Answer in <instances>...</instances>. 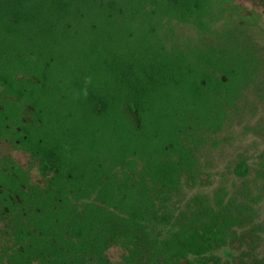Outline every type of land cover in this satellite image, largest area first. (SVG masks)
I'll use <instances>...</instances> for the list:
<instances>
[{
    "label": "trees",
    "instance_id": "16d2710c",
    "mask_svg": "<svg viewBox=\"0 0 264 264\" xmlns=\"http://www.w3.org/2000/svg\"><path fill=\"white\" fill-rule=\"evenodd\" d=\"M246 11L0 0V139L51 173L33 186L0 165V264H116L114 247L119 264H207L232 221L176 197L202 148L264 103V25Z\"/></svg>",
    "mask_w": 264,
    "mask_h": 264
},
{
    "label": "rangeland",
    "instance_id": "374dc122",
    "mask_svg": "<svg viewBox=\"0 0 264 264\" xmlns=\"http://www.w3.org/2000/svg\"><path fill=\"white\" fill-rule=\"evenodd\" d=\"M234 4L245 8V13H257L264 25L262 0H234ZM257 105L254 114L247 109L244 119L216 137L217 147L209 143L202 148L198 178L176 197L182 211L208 212L212 208L232 221L207 264H264V103ZM7 156L30 170L34 182L44 183L41 163L0 143V160ZM241 165L248 168L246 177L236 172ZM108 255L116 264L122 261L119 247L112 248Z\"/></svg>",
    "mask_w": 264,
    "mask_h": 264
},
{
    "label": "flooded vegetation",
    "instance_id": "af4514ba",
    "mask_svg": "<svg viewBox=\"0 0 264 264\" xmlns=\"http://www.w3.org/2000/svg\"><path fill=\"white\" fill-rule=\"evenodd\" d=\"M29 111H31V109L28 107L27 108ZM0 143H7V144H9V145H11V148L14 150V151H17V152H21V153H25V154H27V155H30V154H28L27 152H25L24 150H21L20 148H17V147H15L14 145H13V143L12 142H10L9 140H1L0 139ZM34 160H36V161H38L39 163H41L42 164V162L39 160V159H36V158H34L32 155H30ZM5 159H3V160H0V165L3 167V166H8L9 168H7V169H10V170H12V173L13 174H15L16 172H18V174L17 175H15L16 176V178H19V174H22V172L24 173V174H26V176H28L29 177V180H30V184H32L33 186H38V185H45V182H46V175H47V170H49V169H47V170H45V166H43L42 165V173L44 174V183L42 184V183H39V182H34L33 181V179H32V177H31V172H30V170H25L20 164H18L14 159H12V157L11 156H7V157H4ZM44 167V168H43Z\"/></svg>",
    "mask_w": 264,
    "mask_h": 264
},
{
    "label": "clouds",
    "instance_id": "9594fccd",
    "mask_svg": "<svg viewBox=\"0 0 264 264\" xmlns=\"http://www.w3.org/2000/svg\"><path fill=\"white\" fill-rule=\"evenodd\" d=\"M85 83H86V84H90V83H91V78H90V77L86 78ZM82 94L84 95L85 98L87 97L88 92H87V88H86V87H85V89L83 90V93H82Z\"/></svg>",
    "mask_w": 264,
    "mask_h": 264
}]
</instances>
